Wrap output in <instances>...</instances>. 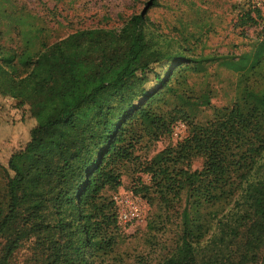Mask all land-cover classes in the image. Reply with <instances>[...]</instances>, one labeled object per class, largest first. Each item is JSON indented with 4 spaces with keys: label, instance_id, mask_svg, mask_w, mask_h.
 Returning a JSON list of instances; mask_svg holds the SVG:
<instances>
[{
    "label": "trees",
    "instance_id": "trees-1",
    "mask_svg": "<svg viewBox=\"0 0 264 264\" xmlns=\"http://www.w3.org/2000/svg\"><path fill=\"white\" fill-rule=\"evenodd\" d=\"M249 2L242 26L260 23ZM144 12L130 16L119 31L127 55L115 64V80L107 82L96 72L90 97L124 86L133 75L144 90L131 97L113 95L92 122L79 113L90 97L75 100L58 63L40 60L46 50L56 49L65 61L60 42L48 46L41 28L25 33L21 50L0 42V64L10 74L1 96L32 114L68 104L64 114L37 122L26 144L0 162V236L15 216L21 185L28 183V211L37 231L31 262L125 264L130 252L123 246L130 237L125 230L136 223H121L113 193L133 172L138 176L125 193L156 199L166 220L169 212L179 213L172 247L162 213L150 217L138 264H264V29L257 49L230 66L240 75L233 103L216 107L213 90L197 91L188 79V72L198 71L210 57L179 62L170 72L162 60L143 59L156 46ZM202 109H211L212 116L197 121ZM179 121L188 127L186 137L150 159L137 153L171 138ZM196 159L202 167L193 169ZM19 243L4 264H12L24 246Z\"/></svg>",
    "mask_w": 264,
    "mask_h": 264
},
{
    "label": "rangeland",
    "instance_id": "rangeland-1",
    "mask_svg": "<svg viewBox=\"0 0 264 264\" xmlns=\"http://www.w3.org/2000/svg\"><path fill=\"white\" fill-rule=\"evenodd\" d=\"M0 0V42L7 47L21 50L28 30L41 28V39L48 46L60 42L64 52L63 61L56 49L46 50L40 60L58 63L64 86L75 100L90 97L92 76L103 73L107 82L115 80V64L126 60L127 45L119 35L126 20L133 14L145 13L155 32V48L144 56L145 61L162 60L167 72L179 62L189 63L194 57H210L198 71H189L190 85L197 91L210 88L214 92L212 103L216 107L231 105L237 96L240 75L231 67L238 63L243 54L253 52L264 29L261 23L242 26L241 18L250 9V0ZM24 20V22H21ZM22 23V24H21ZM30 34V33H29ZM213 58V59H212ZM172 59H177L172 62ZM192 67L195 64H189ZM231 66V67H230ZM261 73L264 76V68ZM10 82L9 71L0 64V162L5 164L9 155L23 147L29 140L30 131L37 124L46 123L65 113L67 105H49L32 114L30 109L17 110L15 102L1 96ZM260 83L264 79L260 78ZM146 86V84H145ZM143 84L133 76L124 86L116 90L90 97L88 104L79 109L80 115L92 122L99 106L108 105L113 95L135 96L142 94ZM212 116L211 109H202L196 114L197 121H206ZM188 135L185 122L179 121L171 138L153 143L150 150L137 153L143 159H150L154 153L175 144ZM202 167V160L196 159L192 168ZM138 174L129 173L123 177L118 192H129ZM148 181L149 178L143 176ZM30 186L22 184L17 195V210L9 226L0 236V264H4L11 247L23 244L13 257L12 264H35L31 240L36 229L31 225L29 198ZM143 199V198H142ZM141 199V200H142ZM145 204V218L134 226L127 227L128 237L123 246L130 251L125 264H138L136 258L146 248V231L150 217L162 213L163 227H167L165 238L172 247L176 240L179 213L161 209L158 201ZM161 210V211H160ZM180 211L181 209L178 208ZM42 264V263H41ZM142 264V263H140Z\"/></svg>",
    "mask_w": 264,
    "mask_h": 264
},
{
    "label": "built area",
    "instance_id": "built-area-1",
    "mask_svg": "<svg viewBox=\"0 0 264 264\" xmlns=\"http://www.w3.org/2000/svg\"><path fill=\"white\" fill-rule=\"evenodd\" d=\"M252 2L260 14V23L264 27V0H252ZM113 198L118 206L119 218L123 225L139 223L145 218L146 208L140 198L130 193H119Z\"/></svg>",
    "mask_w": 264,
    "mask_h": 264
}]
</instances>
